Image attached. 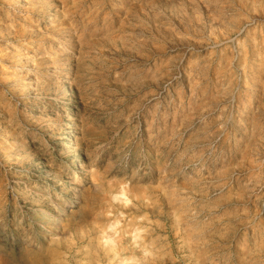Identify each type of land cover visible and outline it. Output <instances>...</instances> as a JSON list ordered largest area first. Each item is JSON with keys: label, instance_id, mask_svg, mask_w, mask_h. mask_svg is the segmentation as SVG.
I'll use <instances>...</instances> for the list:
<instances>
[{"label": "rangeland", "instance_id": "374dc122", "mask_svg": "<svg viewBox=\"0 0 264 264\" xmlns=\"http://www.w3.org/2000/svg\"><path fill=\"white\" fill-rule=\"evenodd\" d=\"M0 264H264V0H0Z\"/></svg>", "mask_w": 264, "mask_h": 264}, {"label": "bare ground", "instance_id": "6f19581e", "mask_svg": "<svg viewBox=\"0 0 264 264\" xmlns=\"http://www.w3.org/2000/svg\"><path fill=\"white\" fill-rule=\"evenodd\" d=\"M148 253H149V252H148ZM148 253H147V254H148ZM148 256H150V257H151V255H147V258H148Z\"/></svg>", "mask_w": 264, "mask_h": 264}]
</instances>
